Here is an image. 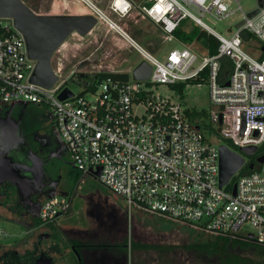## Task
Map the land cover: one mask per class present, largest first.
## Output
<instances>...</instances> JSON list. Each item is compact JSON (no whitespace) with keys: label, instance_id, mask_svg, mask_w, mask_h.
Returning a JSON list of instances; mask_svg holds the SVG:
<instances>
[{"label":"built area","instance_id":"1","mask_svg":"<svg viewBox=\"0 0 264 264\" xmlns=\"http://www.w3.org/2000/svg\"><path fill=\"white\" fill-rule=\"evenodd\" d=\"M77 1L89 10L85 15L97 20L85 39L95 29L105 27L114 34L113 40L137 51L152 73L146 82L132 76L129 81L109 76L91 89L92 83L80 81L73 71L70 78L75 76L83 88L82 93L74 94L65 82L58 85L69 60L64 44L69 39L73 41L70 44L78 42L74 32L52 57L57 82L51 88L40 86L31 82L38 62L30 58L24 35L13 19L0 18L6 21H0V102L48 107L70 165L79 172L72 192L59 193L42 205L37 228L44 229L69 214L79 183L92 177L123 198L131 214L137 211L194 232L264 246V163L251 174L239 175L251 161L241 149L257 147L258 152L264 146V0L262 6L256 0V6L248 11L239 6L244 16L239 23L243 24L229 38L208 26L202 17L207 13L227 17L228 7L241 0H108L105 8L96 0ZM143 20L157 25L168 42H181L176 32L188 21L218 40V52L200 57L183 43L182 48L159 59L130 34V25ZM225 56L233 67L230 79L221 84V59ZM205 71L214 105L211 119L219 127L218 136L237 147L229 148L246 159L224 187H220L219 148L208 143L201 127L189 119V108L179 102L181 95L176 92L175 101L152 91L154 85L173 86L198 79ZM79 72H92V77L130 73L102 65ZM66 88L73 96L60 100ZM99 171L101 175H97ZM229 185L231 190H227Z\"/></svg>","mask_w":264,"mask_h":264},{"label":"rangeland","instance_id":"2","mask_svg":"<svg viewBox=\"0 0 264 264\" xmlns=\"http://www.w3.org/2000/svg\"><path fill=\"white\" fill-rule=\"evenodd\" d=\"M22 1L40 15H78L83 10L82 4L77 0ZM96 1L99 6L106 7V3L103 1ZM239 6L243 11H248L256 6V0H241L239 4L230 5L227 17L207 13L202 17V20L216 32L229 38L236 32V25L244 19ZM197 15L201 16L199 13ZM0 21L6 22L5 20ZM187 24L189 28L193 26L190 22ZM130 26H132V30L130 29L132 37L159 59H162L170 51L183 47L181 42L164 40L159 27L150 20H143L138 25L131 24ZM113 36L112 31L102 27L95 29L86 39H82L83 37L76 33L74 35L76 40L78 39L76 44H70L73 41L69 39L66 45L68 47L71 45V48L65 51L69 57L66 64L67 70L59 79L58 85L65 82V87H69L74 94L78 95L83 91L78 79L90 76L92 73L85 74L79 71H91L98 65L114 67L116 71L131 73L143 61V58L137 51L126 48L123 42L113 40ZM96 38L98 42L94 43ZM192 48L197 51L199 47L194 45ZM249 51L252 55H256L255 51ZM197 52L200 57L207 56V52L203 49ZM72 55H75L76 58H73ZM126 59L129 61L125 62ZM73 71L77 74L78 79L75 76L70 78ZM152 91L156 96L177 100L176 91L170 85H154ZM179 102L189 109L205 110L208 113L209 116L201 122L202 132L208 143L217 148L227 145L231 149H237L229 141L218 136L219 127L211 119L214 105L211 102L208 83L189 85L185 90L184 98ZM248 158L250 157L248 156ZM70 164L71 159L67 156L64 175L65 177L69 175V179L64 182L60 192H72L78 183L75 175L70 172L72 170ZM141 214L137 211L131 214L128 204L123 198L110 192L96 179L88 177L78 185L71 212L60 216L57 222L52 224L56 223L58 231L67 227L71 228L70 232L65 234L60 232L61 241L65 247L64 251L67 252L65 259L69 260L73 257L80 264H214L216 262L215 259L182 248L197 239L195 232L190 228ZM30 228L29 224L24 221L22 224L0 221V253L6 249H22L30 246V243L23 241L31 233ZM47 230L52 233L53 238L60 236L56 230L53 231L50 228ZM46 233L44 230H39L30 241H35L38 235ZM74 236L79 243L115 245L79 249L80 262L75 245L70 243ZM207 239L209 238L199 237L200 242H206ZM53 240H41L40 249L49 251ZM234 252L249 257L255 256L250 250H234Z\"/></svg>","mask_w":264,"mask_h":264},{"label":"water","instance_id":"3","mask_svg":"<svg viewBox=\"0 0 264 264\" xmlns=\"http://www.w3.org/2000/svg\"><path fill=\"white\" fill-rule=\"evenodd\" d=\"M261 6L263 0H260ZM257 11L251 13L249 17H253ZM0 18L13 19L15 27L24 35L27 43L28 53L31 59L37 60L38 64L31 78V82L40 86L51 88L56 82L57 77L52 70V57L55 51L71 36L77 32L81 36H87L97 25V20L90 15H40L36 14L22 0H0ZM243 22L236 25L240 27ZM151 66L142 61L133 71L132 77L135 81L146 82L151 77ZM230 82L227 83V86ZM73 96L72 91L66 88L60 95V100H66ZM28 102H14L8 104L12 109L16 105H26ZM9 118L10 115H9ZM222 116H220V124ZM8 127L7 146L0 150V183L3 181L12 182L18 189L19 196L25 186L32 188L33 181L29 176L32 174L34 178L38 176L40 179L43 173L42 165H32L29 160V153L23 139L21 138L19 125L15 130V138H13L11 128ZM15 139L16 142L15 143ZM15 143L18 146L17 152L11 150V145ZM241 151L252 156L257 152V147L242 148ZM246 159L239 153L232 151L228 146H219V166H220V187H224L230 183L232 178L245 165ZM257 163H264V156L257 158ZM32 165V166H31ZM255 165L251 164L250 168L254 169ZM31 173V174H30ZM97 175H101L99 171ZM237 186L233 187V195H236ZM58 193L48 195L41 201L40 208L48 198ZM65 195V194H62ZM36 211V217L39 216ZM34 264H53V260L47 257L45 253H41Z\"/></svg>","mask_w":264,"mask_h":264},{"label":"flooded vegetation","instance_id":"4","mask_svg":"<svg viewBox=\"0 0 264 264\" xmlns=\"http://www.w3.org/2000/svg\"><path fill=\"white\" fill-rule=\"evenodd\" d=\"M8 125L13 138H15V133H17L15 130L19 125L21 138L25 143L27 153H29L31 164L43 166L41 179L38 176L34 178L30 173L29 178L33 181V186L32 188L25 186L24 189H21V196L12 182L6 180L0 183V221H24L31 227L30 231L32 230L28 238L23 240L30 243V246L25 247L24 250H14L17 254L15 259L20 264H34L41 253L46 254V251L40 249L39 245L44 237L48 236L41 234L38 235L37 240L30 241L37 235L36 230H38L35 226L37 223L36 211L41 209L40 204L43 199L48 195L59 193L64 182L68 181L69 175L66 177L64 175V164L68 153L54 126L51 111L45 105H16L11 109L7 104L0 102V150L7 146ZM15 143H17L16 139ZM15 143L11 145V150L17 152L18 146ZM72 170L75 171L73 168ZM72 170H70L71 173ZM74 175L76 177L75 172ZM6 251L3 250L0 253V264H8L5 256Z\"/></svg>","mask_w":264,"mask_h":264},{"label":"trees","instance_id":"5","mask_svg":"<svg viewBox=\"0 0 264 264\" xmlns=\"http://www.w3.org/2000/svg\"><path fill=\"white\" fill-rule=\"evenodd\" d=\"M188 21H184L182 23V26L180 29L176 32V36L178 39L187 45H198V50L203 49L210 55H215L218 52V40L208 34L206 31L202 30L200 27L193 24L191 28L188 26ZM197 50V51H198ZM232 61L229 57H223L221 59V72L219 74V82L221 84H225L230 79V74L232 72ZM208 71H205L201 77L198 79H192L185 83H179L176 85H173L172 88L178 92L182 98H184V93L186 88L189 85H203L207 83L208 79ZM113 77L114 79H123L125 81L131 80V74L130 73H101L94 77L87 76L84 78L80 77V81L86 82V83H92L91 89H94L95 85L102 81L103 79L107 77ZM186 114L189 117V119L194 122L195 124H198L201 129V122H203L204 118H207L209 115L205 110L198 111L195 109H187ZM264 154V146L261 147L256 155H253L250 157L251 161L249 164L244 167L239 175H248L254 172L259 167V163H257V158L259 155ZM254 164L255 168L251 169L250 165ZM76 172V180H78L79 172ZM236 179V178H235ZM235 179H233V182H235ZM232 185H229L227 187V190H231ZM40 221H37L35 226H38ZM195 236L197 239L190 243L189 245L182 246V248L187 249L188 251H194L201 255H205L206 257L210 259H215L214 264H264V246L257 245L250 241H242L238 239H229L225 237L220 236H214V235H208L205 233H199L195 232ZM199 237L202 238H209L206 240V242H200ZM234 250H244V251H252V253L255 255L253 257L244 256L239 253L234 252ZM75 251L79 253V248L75 246ZM5 256L7 257L8 264H20L18 260L15 258L17 257V254L14 250H7L5 253ZM81 262V261H80ZM78 264V260H77Z\"/></svg>","mask_w":264,"mask_h":264},{"label":"crops","instance_id":"6","mask_svg":"<svg viewBox=\"0 0 264 264\" xmlns=\"http://www.w3.org/2000/svg\"><path fill=\"white\" fill-rule=\"evenodd\" d=\"M103 2L107 4L108 3V0H103ZM67 5H69V4L67 3ZM79 5H81V4H79ZM81 6H82L83 10L80 11L82 13H80L78 15H85L86 13H88L89 10L87 8H85L83 5H81ZM130 29L132 30V26H130ZM96 42H98V39L97 38L95 39L94 43H96ZM74 172L75 171H73L72 173L74 174ZM69 192H71V191H68V192L63 191V192H59V193L66 195ZM57 220L55 222H57ZM3 221H6V222H16V223H20V224L23 223V222H17V221H14V220H3ZM37 221H39V218L38 217H37ZM50 226H48V227H46L44 229H38V230H36V231L44 230V231L47 232L46 234L48 236L47 237L45 236L44 239H54L53 240V244L51 245L49 251H46L47 257H50L53 260V264H77V261L75 259H73V257L69 258V260L65 259L67 252L64 251V248L65 247H64V245H63V243L61 241V234H60V232H62L63 234H65L67 232H70V229L71 228H68L67 227V228H64V230L58 231L57 230L56 223L55 224H52ZM48 228L52 229L53 231L56 230L57 232H59L60 236L59 237L58 236L57 237L55 236V238H53L52 233H50V231L47 230ZM70 243L72 245L77 246L79 249H84V248H91V249H93V248H101V247H104L103 245H108V246L115 245V244H98V243H92V242L79 243L78 242V239H76L75 236H74V238H71ZM6 250H9V249H6ZM10 250H19L20 251V250H24V248H22V249H18L17 248V249H10ZM77 254H78V257H79V259L81 261V257H80L81 256V253H80V250H79V253L77 252ZM78 264H80L79 261H78Z\"/></svg>","mask_w":264,"mask_h":264},{"label":"bare ground","instance_id":"7","mask_svg":"<svg viewBox=\"0 0 264 264\" xmlns=\"http://www.w3.org/2000/svg\"><path fill=\"white\" fill-rule=\"evenodd\" d=\"M82 39H85L84 37L82 38ZM64 49H70L71 48V45L68 47L67 45H66V43L64 44V47H63Z\"/></svg>","mask_w":264,"mask_h":264}]
</instances>
